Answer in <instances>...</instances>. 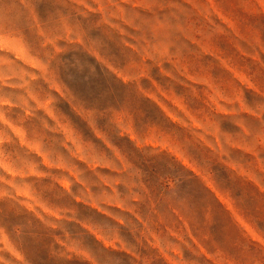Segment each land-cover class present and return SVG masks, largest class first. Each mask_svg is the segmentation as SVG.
Listing matches in <instances>:
<instances>
[{
    "label": "clouds",
    "instance_id": "1",
    "mask_svg": "<svg viewBox=\"0 0 264 264\" xmlns=\"http://www.w3.org/2000/svg\"><path fill=\"white\" fill-rule=\"evenodd\" d=\"M0 264H264V0H0Z\"/></svg>",
    "mask_w": 264,
    "mask_h": 264
}]
</instances>
